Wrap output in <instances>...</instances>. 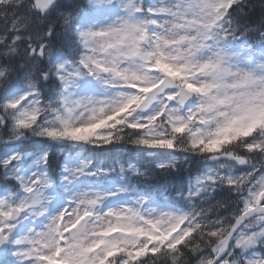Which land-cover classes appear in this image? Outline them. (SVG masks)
Segmentation results:
<instances>
[{"label":"snow or ice","instance_id":"1","mask_svg":"<svg viewBox=\"0 0 264 264\" xmlns=\"http://www.w3.org/2000/svg\"><path fill=\"white\" fill-rule=\"evenodd\" d=\"M0 264H264V0H0Z\"/></svg>","mask_w":264,"mask_h":264}]
</instances>
